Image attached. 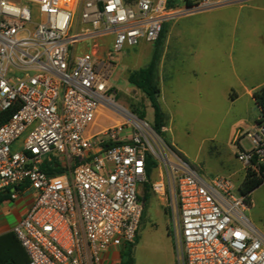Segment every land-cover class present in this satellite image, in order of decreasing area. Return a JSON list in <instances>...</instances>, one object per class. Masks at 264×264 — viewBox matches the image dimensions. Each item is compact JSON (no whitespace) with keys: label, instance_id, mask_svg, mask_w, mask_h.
I'll return each mask as SVG.
<instances>
[{"label":"built area","instance_id":"obj_1","mask_svg":"<svg viewBox=\"0 0 264 264\" xmlns=\"http://www.w3.org/2000/svg\"><path fill=\"white\" fill-rule=\"evenodd\" d=\"M247 1L0 0V193L33 196L13 229L27 264H103L108 250L136 244L146 184L167 203L179 264H264V233L231 178L203 177L118 103L109 81L118 54L154 43L166 23ZM105 37L112 46L100 59ZM86 40L95 49H74ZM244 136L251 148L237 161L264 181V126Z\"/></svg>","mask_w":264,"mask_h":264},{"label":"crops","instance_id":"obj_2","mask_svg":"<svg viewBox=\"0 0 264 264\" xmlns=\"http://www.w3.org/2000/svg\"><path fill=\"white\" fill-rule=\"evenodd\" d=\"M233 4L236 3L186 15L164 25L165 37L159 64L160 98L164 89L170 97L166 106L162 102L160 104L166 115V130L170 134L169 124L187 100L193 106L207 108L209 104L211 107L215 101L212 86L217 80L211 75L212 69L208 62L220 64L222 76L225 75L227 80L221 96V102L227 109L224 118L232 115L233 142H236L240 151L244 148V135L254 131L261 119L262 113L253 93L264 86V24L259 21H241L240 15L244 10L264 12V8L250 4L230 6ZM197 13H202L201 19H189ZM216 30L219 33H215ZM109 38L110 49L107 53L113 41L112 37ZM141 44L144 48L139 54L149 52L150 61L156 41H142ZM103 118L99 119L101 126L108 124L103 123ZM237 153H234L236 160ZM241 169L233 171L232 166L230 172L231 177H240L242 183L245 173ZM32 202V195L23 194L16 200L9 199L0 204V235L13 231L27 214ZM251 209V221L264 233V184L252 193ZM122 250H108L103 255V264H121Z\"/></svg>","mask_w":264,"mask_h":264},{"label":"rangeland","instance_id":"obj_3","mask_svg":"<svg viewBox=\"0 0 264 264\" xmlns=\"http://www.w3.org/2000/svg\"><path fill=\"white\" fill-rule=\"evenodd\" d=\"M240 4H250L251 6L264 8V0H249L230 6L238 7ZM183 5L184 3L179 4L180 7ZM242 12L240 15L241 21H259L264 24L263 11L244 10ZM202 13L194 14L189 19L199 20L203 16ZM248 16L250 17L248 18ZM78 30H80L79 18L74 22L72 33H76ZM215 33H219V31L216 30ZM109 41V37L97 41L96 45L99 47L97 53L100 59H106V53L110 49ZM93 44L92 40H86L78 44L74 49L83 53L95 49L96 46ZM143 48L144 45L141 44L123 49L118 54L117 61L112 64L109 81L113 86L112 92L116 93L118 103L131 112L133 105H139L140 109L145 112L144 120L153 125L154 111L147 97L140 90L132 87L127 80L132 71L139 70L149 62V52L142 55L139 54ZM208 63V66L212 69L211 75L217 80L212 86V94L215 97V101L210 108L209 104H207V108H204L193 106V103L190 104L187 100L184 102L180 112L176 111L174 121L169 124L170 134L166 130L167 126L164 132L167 134L170 146L178 151L203 177L218 175L230 177L236 186V194L240 195L241 178L231 177L230 172L232 166L233 171L241 169L239 162L234 157V153L239 151V148L236 142H233L235 134L231 130L233 127L232 115L224 118L227 109L221 102L222 90L225 88L227 80L225 75L222 76L220 64ZM165 91L164 89L160 98V102L164 106L169 103L168 99L170 97L169 92L167 91L168 94H166ZM108 117L113 118L112 115ZM102 121L105 124L109 123L106 117ZM243 146L245 149L251 148V142L248 138L244 139ZM158 177L159 170L154 168L151 179L157 180ZM146 205V217L141 222L139 239L133 248L136 264H179L174 249L173 224L167 203L160 197L150 193V198ZM262 214L264 216V210ZM247 215L252 220L251 207Z\"/></svg>","mask_w":264,"mask_h":264},{"label":"trees","instance_id":"obj_4","mask_svg":"<svg viewBox=\"0 0 264 264\" xmlns=\"http://www.w3.org/2000/svg\"><path fill=\"white\" fill-rule=\"evenodd\" d=\"M135 0H127L128 3H132ZM184 3L188 6L193 4V0H167L168 8L178 7L179 4ZM165 37V27L163 26L161 34L156 41L151 60L147 65L140 68L139 70L132 71L128 76V82L131 86L140 90L149 100L150 105L154 111V124L152 125L154 130L169 144L167 134L164 132L166 127V115L161 107L159 98L161 94L160 81H159V64L162 55V41ZM253 98L261 110L262 116L258 121V125L264 126V86L260 87L253 93ZM132 112L138 117L144 119L145 112H143L139 105H133ZM156 167V163L149 157L147 176L151 179L152 171ZM51 173L59 174L61 170H49ZM264 181L255 176L254 174H246L241 186L240 191L246 197L248 204L251 206V195L259 188ZM10 191L7 193H0V204L10 199ZM151 187L146 184L143 187V198L144 210L142 214L141 222L146 217L147 205L146 203L150 198ZM141 225V224H140ZM139 239V234L137 241ZM136 241V243H137ZM134 245L124 248L121 252V264H136V260L133 253ZM29 262V256L22 246L21 241L14 231L0 235V264H27Z\"/></svg>","mask_w":264,"mask_h":264}]
</instances>
